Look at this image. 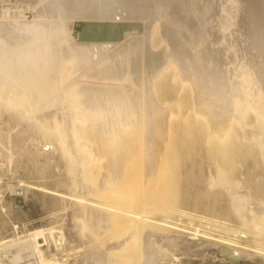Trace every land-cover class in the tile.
I'll use <instances>...</instances> for the list:
<instances>
[{
	"label": "bare ground",
	"instance_id": "bare-ground-1",
	"mask_svg": "<svg viewBox=\"0 0 264 264\" xmlns=\"http://www.w3.org/2000/svg\"><path fill=\"white\" fill-rule=\"evenodd\" d=\"M22 1L0 0V149L14 161L18 129L15 146L41 175L65 168L42 190L73 227L59 219L0 236V249L24 264H176L181 242L192 256L203 244L223 264H264V0ZM191 118L203 124L205 161L176 180L189 184L198 166L207 192L229 200L212 205L224 218L152 201L187 158L172 123Z\"/></svg>",
	"mask_w": 264,
	"mask_h": 264
},
{
	"label": "rangeland",
	"instance_id": "rangeland-1",
	"mask_svg": "<svg viewBox=\"0 0 264 264\" xmlns=\"http://www.w3.org/2000/svg\"><path fill=\"white\" fill-rule=\"evenodd\" d=\"M19 1L21 2L22 0H18V1L8 0L7 3H12V5L14 3L22 4V5L28 4V2L26 4V1H22L21 3ZM25 16L29 20L32 19V12L30 10H27ZM79 31H80V23L76 22L75 27H74V32L75 34H77ZM127 84L128 82L126 81V85ZM159 87L160 89H159L158 96L160 98V102H163L165 98L164 89L162 85H160ZM177 88H180V87L178 86ZM130 91H131L130 89H126L124 92L125 94H129ZM188 108H189V102L184 101V104L182 107L183 115H185L188 112L187 110ZM172 124L174 126V130L171 131L172 132L171 136L173 134L172 138L174 139L175 142H177L179 146L182 147V153H184V156H186L187 158L185 160L183 157L178 158L175 164L170 165L169 171L168 170L166 171L167 175H165V172H164V178H163L164 180L163 179H162L163 181L159 180L157 183L163 184L161 185V187L164 185H168L167 186L168 191L165 194H163V196H161L160 194L159 195L160 199H157V201L154 200L155 198H157V195H153V193L156 191L152 192V197L154 198L156 196L154 199L152 198L153 199L152 201H154V204H155L156 202L161 203L167 200V204L174 208L173 209L174 212L175 210H177V207H178V208H183L195 214L198 213V215H206V216L212 217L214 216L213 214L215 213V216L224 218L225 215L223 214V212H220V213L212 212V205L221 204L223 205V207H225V205H227L229 200L227 199L225 195L222 194V190H214L211 193L207 192V188H206L207 185H205L206 182L203 183L204 181H203V178L200 177L201 171H200V168H198V166L194 167V169L191 170L193 172H190V174L191 176L193 175L194 178L191 179L192 182H189V184L186 181H184L182 178H180L181 181L179 182L176 180L184 172V167L188 163L199 165V163L202 160L205 161L204 160L205 155L204 153H201V150H200L203 146V144H201L200 142V138L202 134L201 127H203L202 126L203 124L196 122L194 118H191L188 122L182 123L181 121H176V122H173ZM17 130L18 129H16L15 131L11 133L12 138H13L12 139L13 145L11 147L12 148L11 152L13 153L15 151L13 153L14 161L8 162L9 161L8 160L9 154L7 153L8 151L0 149L1 151L0 152L1 154L0 155V236L11 238L13 237L14 234H17V232H19L22 235V232L28 229L32 230L33 228H39V227L43 228V227H49V226L56 225L57 223L55 222L59 219H61L59 220L61 222L63 219L66 225L67 226L69 225L70 226L69 228H72L73 223L72 221H70V217L67 216V214L55 216V213L57 212V210L54 205L52 195L51 193H46L45 191L42 190L43 184L54 188L56 186V183L59 177L62 175H66L65 174L66 171H64L65 168L60 169L59 171H56L57 168L55 167L53 163L50 168L45 170V175L44 174L41 175V173L39 172L41 166L38 165V163H36L35 161H33L31 157L28 156L29 157L28 158L27 156H25L24 158V155H20V152H19L20 149L15 146V137H16ZM32 135L33 136H31V139H29L30 141L28 140V142H26L25 144V146L28 145V147H25V150L28 149L27 152L29 151L28 152L29 154L35 150L37 151L36 144L35 142H33L35 139V134H32ZM185 150H187L188 152L185 153L186 152ZM39 160L40 162L45 161L43 157H41ZM30 162L31 164L33 162V165L29 164ZM138 164L139 165L142 164L141 160L138 162ZM206 165L207 164L205 162L204 166ZM51 169L52 171H50ZM48 171L50 174L48 173ZM165 180L166 181L170 180L171 186H170V183L167 184L168 182H165ZM154 185L155 184L151 185L152 191L155 189L153 188ZM161 187L160 185L157 186V188H161ZM138 195H140V197L145 196L141 193H139ZM177 196H178V200H177ZM175 218L183 219V222L191 221L187 218H185L186 219L185 220L184 218H181L178 215H176ZM15 226L18 227V229H15L14 228ZM127 233H128V228L127 227L122 228L118 231V233H116V235L114 236L115 238L113 237V240H117V239L119 240L123 238L124 236H126ZM171 233L175 234L177 237H180L186 240L190 236V233H186V232L181 233L179 231H174L173 229ZM176 233H178V235ZM119 234L121 235L119 236ZM175 235H172V236H175ZM201 236H202L201 237L202 242H205L207 240L206 237L203 235ZM41 242L44 243L43 240H41ZM180 243H178L179 245H177L176 247H173V249L171 250L173 251V253H175V255L179 256L180 258H183L181 259L180 262H175L176 264H223L221 261H218L217 250L215 248H212V247L202 248L203 244L194 246L193 250H195V253L197 255L192 256V255L187 254L186 248L183 246L182 243L181 244ZM134 250L137 252V255H138L139 250L137 249H134ZM125 256L126 255H124V257H119L118 259L121 261V259L126 258V257L131 258L133 256L134 258L136 256V253L135 252L132 254L129 253L126 257ZM127 258L123 259L122 261L124 260L127 261ZM167 261H165L164 264H168L169 262Z\"/></svg>",
	"mask_w": 264,
	"mask_h": 264
},
{
	"label": "built area",
	"instance_id": "built-area-1",
	"mask_svg": "<svg viewBox=\"0 0 264 264\" xmlns=\"http://www.w3.org/2000/svg\"><path fill=\"white\" fill-rule=\"evenodd\" d=\"M16 253V250H10V249H0V264H24V262L21 263H15L12 261L13 254Z\"/></svg>",
	"mask_w": 264,
	"mask_h": 264
}]
</instances>
